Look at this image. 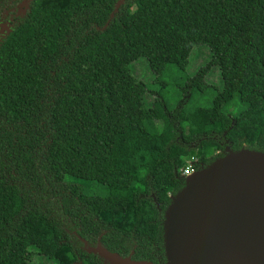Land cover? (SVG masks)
<instances>
[{
  "label": "trees",
  "instance_id": "trees-1",
  "mask_svg": "<svg viewBox=\"0 0 264 264\" xmlns=\"http://www.w3.org/2000/svg\"><path fill=\"white\" fill-rule=\"evenodd\" d=\"M20 2L0 0L10 17L0 36V201L14 197L0 245L12 239L22 264H109L87 251L98 247L164 264L162 213L183 187L178 171L241 149L264 154V100L254 111L240 92L203 81L210 68L232 71L238 86L264 79V0H28L13 17ZM186 46L205 47L207 65L175 106L141 95L125 115L121 93L145 88L131 68L138 50L175 67ZM53 143L70 160L59 177Z\"/></svg>",
  "mask_w": 264,
  "mask_h": 264
},
{
  "label": "water",
  "instance_id": "water-1",
  "mask_svg": "<svg viewBox=\"0 0 264 264\" xmlns=\"http://www.w3.org/2000/svg\"><path fill=\"white\" fill-rule=\"evenodd\" d=\"M162 216L164 264H264V154L241 149L195 170ZM87 251L109 264H151Z\"/></svg>",
  "mask_w": 264,
  "mask_h": 264
},
{
  "label": "rangeland",
  "instance_id": "rangeland-1",
  "mask_svg": "<svg viewBox=\"0 0 264 264\" xmlns=\"http://www.w3.org/2000/svg\"><path fill=\"white\" fill-rule=\"evenodd\" d=\"M138 53L142 59L134 63L131 68L134 76L145 85V88L137 82L121 93L125 115L142 106L141 95H144L147 101L162 100L166 107H174L181 99L179 92L187 78L194 76L198 70L206 66L208 59L206 48L203 46H197L193 50L189 46L184 47L175 67L164 66L156 50L140 48ZM203 81L206 85L222 88L226 93L240 92L251 110L257 111L262 107L264 79H251L238 86L236 76L232 71L219 75L215 68H210ZM196 99L201 105L207 103V100L205 101L202 97ZM201 154L208 158L211 156V150L205 147ZM50 165L58 177L70 170L69 156L58 143L51 145ZM13 203L12 195L0 201L1 221H8L12 217ZM38 247L44 255L51 254L54 250L52 242L47 237L39 239ZM24 258V254L13 250L12 239H7L0 245V264H22Z\"/></svg>",
  "mask_w": 264,
  "mask_h": 264
},
{
  "label": "flooded vegetation",
  "instance_id": "flooded-vegetation-1",
  "mask_svg": "<svg viewBox=\"0 0 264 264\" xmlns=\"http://www.w3.org/2000/svg\"><path fill=\"white\" fill-rule=\"evenodd\" d=\"M28 0H21V2L15 6L13 17L21 15L25 12ZM6 13L0 16V36L4 35L8 28L10 27V17L5 18ZM12 19V17H11Z\"/></svg>",
  "mask_w": 264,
  "mask_h": 264
},
{
  "label": "built area",
  "instance_id": "built-area-1",
  "mask_svg": "<svg viewBox=\"0 0 264 264\" xmlns=\"http://www.w3.org/2000/svg\"><path fill=\"white\" fill-rule=\"evenodd\" d=\"M195 170L192 169L191 165L188 164L187 166H185L184 168L180 169L178 171L179 175L182 177H187L188 175L192 174Z\"/></svg>",
  "mask_w": 264,
  "mask_h": 264
}]
</instances>
